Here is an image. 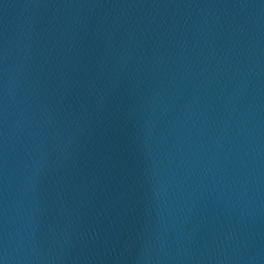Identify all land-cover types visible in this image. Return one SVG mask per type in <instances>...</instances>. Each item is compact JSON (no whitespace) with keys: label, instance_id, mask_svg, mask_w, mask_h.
Instances as JSON below:
<instances>
[{"label":"water","instance_id":"obj_1","mask_svg":"<svg viewBox=\"0 0 264 264\" xmlns=\"http://www.w3.org/2000/svg\"><path fill=\"white\" fill-rule=\"evenodd\" d=\"M0 264H264V0H0Z\"/></svg>","mask_w":264,"mask_h":264}]
</instances>
